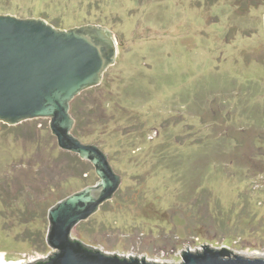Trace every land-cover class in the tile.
Wrapping results in <instances>:
<instances>
[{
  "label": "rangeland",
  "instance_id": "rangeland-1",
  "mask_svg": "<svg viewBox=\"0 0 264 264\" xmlns=\"http://www.w3.org/2000/svg\"><path fill=\"white\" fill-rule=\"evenodd\" d=\"M0 13L117 40L101 81L71 101L76 136L119 183L71 238L161 264L205 246L264 257V0H0ZM49 120H0V264L53 254L48 209L99 178Z\"/></svg>",
  "mask_w": 264,
  "mask_h": 264
},
{
  "label": "water",
  "instance_id": "water-1",
  "mask_svg": "<svg viewBox=\"0 0 264 264\" xmlns=\"http://www.w3.org/2000/svg\"><path fill=\"white\" fill-rule=\"evenodd\" d=\"M116 54V37L104 26L60 28L42 17L0 13V120L15 124L49 117L58 145L91 161L99 176L95 184L66 195L48 209L47 242L56 251L24 264H161L106 253L70 237L71 228L110 197L119 183L106 154L72 133L70 113L71 100L101 81ZM177 264H264V257L226 256L205 246L198 252L184 250Z\"/></svg>",
  "mask_w": 264,
  "mask_h": 264
},
{
  "label": "trees",
  "instance_id": "trees-1",
  "mask_svg": "<svg viewBox=\"0 0 264 264\" xmlns=\"http://www.w3.org/2000/svg\"><path fill=\"white\" fill-rule=\"evenodd\" d=\"M70 112H71V114H72V116L74 118V126L72 127V133L74 135L79 136V134H80V132H79L80 120L82 119L83 114L80 112V109L78 108L76 103L72 102V101L70 103ZM221 251L224 253V255H227V253H225V249H223Z\"/></svg>",
  "mask_w": 264,
  "mask_h": 264
}]
</instances>
